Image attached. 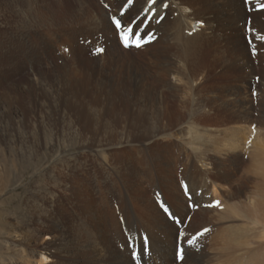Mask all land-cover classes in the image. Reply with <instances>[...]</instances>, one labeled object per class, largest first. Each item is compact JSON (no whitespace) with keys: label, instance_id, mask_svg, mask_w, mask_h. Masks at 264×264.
<instances>
[{"label":"rangeland","instance_id":"rangeland-1","mask_svg":"<svg viewBox=\"0 0 264 264\" xmlns=\"http://www.w3.org/2000/svg\"><path fill=\"white\" fill-rule=\"evenodd\" d=\"M32 1L33 0H31V2L30 0H0V66L3 68L0 69L2 71V74H0V104L5 105V109L8 107V109L11 110V113H7L10 118L6 117L0 122V264H33L35 259L38 258V253L29 248L23 253H26L28 255L27 258L32 261L30 263L25 262L22 257L21 247L27 246V241H24V244L21 245L17 238L19 233L21 234L24 231L32 230L36 227L33 221L34 217L28 213V211L30 210L33 212L34 207L38 205L39 202L43 199H49L50 191L54 190L58 193V190L53 189L54 185L50 183V177L54 172L60 171L66 173L67 162H69L74 155L82 154L84 151L73 149V147L80 145L81 138H79L75 132H72V130L70 131L67 125L69 122L67 118L69 116H67L66 111L64 116L63 114L62 116L57 114L52 118H43V111L39 108L49 101L48 96L51 90L53 91V95L58 96L60 101L66 103L68 98H75L72 97L75 90L67 91L66 86H63V77L61 76L63 71L58 72L56 70L57 67H60V65H68L69 68H75L76 66H80L81 68L82 66L85 67L84 69H86V72L84 73L82 70V73H77L76 79L80 88L78 89V93H80V97L84 98L86 101L92 100L93 102L97 96L98 85L96 81L101 83L102 80H104L103 82H107L114 78V82L118 84L113 94L109 97L110 99L112 98L111 102L113 105L112 108L109 109L106 119H104V121L108 123H103V129L101 130L100 128V130L102 134L107 135V130L105 131L104 127L109 126L112 130L118 132L117 140H119L120 136L124 135L127 124L133 122V119H137L138 116L142 124L144 123V125H146V120H144L146 115L148 113H153L155 107H158V104L155 105V107L154 104L156 102L155 95L158 94L159 90L165 95L166 99L168 98L167 100L170 106H168L167 109L169 111L172 112V110H175L177 107L174 105L178 106L179 103V101L173 102L172 95H169L171 93L162 86L163 83L152 78L149 73H145L144 75L151 81L152 87L157 90L149 94H147V91H143V87L135 88L132 86L129 79L125 78L127 77L126 75L112 78L110 75H95V70L94 73H90L94 66L92 65L93 63L90 64V62L87 61H93L94 58L97 57L95 54L96 47L91 40L93 29H91L92 27L83 29L82 23L79 24L81 21L75 20L74 17H80L81 12L84 14V11L88 10L89 12L98 14L105 8L107 10V15L109 14V18L112 20L113 26L116 28L114 29L116 30V34L118 33L115 35L116 42L118 37L120 41L119 45L122 46L123 44L119 34L123 30L116 26L115 19H117L118 16L117 18L114 16L113 8L115 11H117V9L111 6V4L106 3L109 0H78V2L77 0ZM218 2L222 4L221 7H216L212 11V25L209 36L208 38L205 37L201 42V44H206L200 53L203 58H201V60L200 58L195 59L196 63L204 65V68L209 69V73H199L197 76L195 75L197 78L194 81L198 87V96H200L197 97L201 99L202 103L203 100H205L208 105L207 107H213L214 110L209 113L206 111L200 115L197 113V116L194 114L190 115L191 113L187 114L182 124L175 129L173 137L169 139V145H165V148L162 149L163 153H167L171 156L170 159H172V161L174 160L177 166L176 173H172L176 187H165L158 176L156 178V185L158 188L151 187L148 183L150 188L146 189L145 192V197L149 199L146 203L144 202L146 204L145 206L148 205L147 209L153 213L159 212L164 214L169 222L173 223L174 231L170 230L168 227L162 230L157 229V232H155L157 235L150 236L149 233L143 232V235L142 232L135 230L134 239L137 240V250L144 251L145 248L148 261L154 260L155 264H186L183 260L182 262H177L175 250L179 242L184 248L187 245L190 247L187 242L188 237L189 239L192 238L191 236L197 235V232L203 233V240L201 243L203 247L201 251L204 250L205 254V261L203 264H237L248 252L246 249H242L238 252H232L226 257H222L228 252L229 247V245L227 246L225 244V237L233 235L234 238L239 232L247 230L248 228L251 229L248 220L244 218L240 219L231 211L227 210L228 202L236 200H229L227 202L226 195L236 197L238 192L242 195H249L254 191L256 184L261 181L259 176L255 174L254 167L251 168L250 166L252 158L249 156H252L253 152L255 153V151L251 150L253 149L251 147L255 144V135L253 133L255 132L256 134V131H254V128L259 130L260 127H263L259 132L261 133V137L264 136V124L261 123L264 122V10L261 11L262 13L258 12L255 9L254 3L247 4L243 0V3L247 4V6L250 5L251 8L254 5L250 11L247 6L245 7L249 12L248 16H244V18L241 13V11H243L242 8L232 6L227 0H220ZM261 4L264 3L261 2ZM35 6L36 8H34ZM29 12L30 14H35L34 16L36 17H34V19L32 18L33 20L26 18V16L29 15L25 13ZM238 13L240 17L237 15ZM253 14H256V17L253 16ZM247 19H251V24H253L252 29L256 28L262 33L261 37L257 35L255 38L256 33L253 32L251 44L247 43L249 39L245 37V24ZM257 21L259 23H257ZM87 25H89V23ZM141 43L143 42L141 41ZM108 44L110 45V42ZM109 45H105L107 53L113 50ZM6 51H8V55L5 54ZM129 51L130 55H136L134 50ZM219 51H224L227 54L225 67L220 60V56H218ZM71 53H73V57L72 55L70 56ZM142 56L135 58L139 59L140 62H144ZM7 63L8 65H6ZM42 71H46L45 74L43 73V76L36 77V73ZM29 75L31 77H28ZM256 76L259 77V81H254ZM34 78L35 80L33 81L32 79ZM38 78H40V80ZM59 86L61 88H59ZM224 89L228 94L225 101L220 99V91ZM69 92L72 94H67ZM57 93L60 95H57ZM181 102H183V100H181ZM242 103L245 107L243 110L246 111V113L243 111L245 117L241 118L237 116L236 112L239 111ZM7 105L11 106V108ZM251 105H253V108L249 112L252 113L253 120L246 110V108ZM28 109H30V111ZM233 109L236 111H233ZM61 113H64V111ZM83 116L86 118V111H83ZM259 116H263V118H258ZM22 118L27 119V128L22 131L23 133L19 135L16 134L13 129L14 132L10 129L8 130L7 124L18 122ZM245 118L247 119L246 121ZM222 119L223 122L221 121ZM196 122L200 124L197 126L199 132L205 135L215 134L216 129L223 130L225 128L229 130V132H233L237 129V126L241 127V142L238 151H236L237 153L230 152L225 155L223 153L221 154L223 156L213 155L214 157L210 160L211 162L209 165L204 166V163L199 161L200 154L194 151L192 152V149L194 147L196 148L197 145L193 144L194 147H189L187 144L190 138H192V135L196 133V131L191 129ZM249 124H251L252 131H250V127L248 129ZM99 126H101V124ZM202 128H205V130ZM3 130H8L9 132L4 135L2 133L4 132ZM209 130L211 132H209ZM175 134H180V136L178 137ZM247 134H252V136H247ZM218 136L217 139H222L224 134ZM246 136L247 138L250 136V138L246 139ZM162 141L163 140H160V142ZM203 144H205V142ZM124 146L123 144L110 146L104 153L109 156V154L119 151L124 152L127 149V146ZM199 148V152H204V146L199 144ZM85 152L91 154L92 150ZM83 154L85 153L83 152ZM92 158V161L89 160L86 163L89 171L96 169L101 173L104 172L100 168L106 165V163H102L101 160L93 156ZM178 159L181 161L178 162ZM142 161L145 163V160ZM183 162L184 164L194 163L198 169L210 170L211 183L213 186L219 188L218 194L221 193L222 195L215 196L214 193L212 194V192H210L207 198L208 201H205L206 203H202V200H200V206L198 208L192 207L191 205L197 203H193L192 201V191L190 188V183L192 182L190 179L191 173H186L188 177L182 172L181 168L184 166H181V163ZM174 163L173 167H175ZM188 169L191 170V168ZM217 173L222 176H219ZM184 184L188 185L191 200H188V197L185 195L183 188ZM58 195L60 196V192ZM30 200L32 201L31 203ZM216 200L221 202L220 207L208 208L204 206ZM190 201L191 203H189ZM32 204L35 205L32 207ZM49 207L54 208L52 204ZM165 208H167V211H165ZM201 211H207L206 214L204 213L205 217H202L203 222L197 215ZM29 214L31 216H29ZM174 217L176 218L174 219ZM137 220L140 221L139 218H137ZM189 226L198 228L194 227V231H192ZM188 227L191 230H189ZM195 229L198 230L195 232ZM204 229H209V231L204 232ZM31 233L35 236V239L32 240L30 244L31 246H34L36 242L46 239L47 236L44 231L37 229H35V233ZM141 235L145 241L142 240ZM154 237H157L159 241H156ZM172 237L176 239V245L173 246L175 248L169 251L168 254H163L160 249L164 248V246H168V243L173 239ZM117 244L118 243L115 244V247L122 252L123 247L120 244L116 246ZM153 244L158 246L154 250L151 249V247L154 246ZM221 246L222 250L220 249ZM194 249L196 248H193V250ZM135 250L136 249L133 251ZM186 252L185 248L184 253ZM228 256H230L229 259ZM144 258L146 259V255ZM161 258L164 259L165 262H162Z\"/></svg>","mask_w":264,"mask_h":264},{"label":"bare ground","instance_id":"bare-ground-1","mask_svg":"<svg viewBox=\"0 0 264 264\" xmlns=\"http://www.w3.org/2000/svg\"><path fill=\"white\" fill-rule=\"evenodd\" d=\"M218 1L220 0H163L164 3L169 5L167 9L163 7V4L159 3V0H157L156 5H153L150 0H109L106 2L116 7L117 11L113 8V14L116 18L118 16L117 19L122 18L124 28L122 27L121 30L129 36L130 41L141 38L142 34L149 30L151 33L155 34L156 39L150 44H144L142 48H125L123 45L120 46L118 37L116 42L115 35L118 33L116 34V30H114L116 28L113 26L112 20L109 18V14L107 15V10L105 8L98 14L89 12L88 10L84 11V14L81 12L80 17H74L75 20L81 21H79V24L82 23L83 29L92 27V37L91 35L90 37L96 47L95 54L97 48L103 47L105 50L102 54H96L97 57H95L93 61H87L90 62V64L93 63L92 65L94 66L91 72L89 71L90 73H94L95 70V75H110L112 78L126 75L127 77L125 78L129 79L132 86L135 88L143 87V91H147V94L157 91L152 87L151 81L144 75L145 73H149L152 78L163 83L162 86L171 93L169 95H172L173 102L179 101L178 106L174 105L178 109L176 108L177 111L176 109L172 110V112L169 111L167 109V107L170 106L167 100L168 98L166 99L165 95L158 89L159 92L155 95L156 102L154 104V107L157 104L158 107H155L153 113H148L146 115L144 119L146 120V125H144V123L142 124V121L138 119L139 116L137 119H133V122H129V120L127 128L125 127L126 131L124 135L120 136L119 134L120 137L119 140H117L118 132L112 130L109 126L104 127L105 131L107 130V135L101 133L103 123H108L105 122L104 119H106V115H108L109 109L112 108L113 105L111 102L112 98L110 99L109 97L113 94L118 84L114 82V78L107 82H103L104 80H102L101 83L96 81L98 85V94L93 102L92 100L86 101L84 98L80 97V93H78V89L80 88L76 79L77 73H82V70L84 73L86 72V69H84L85 67L82 66L81 68L80 66H76L75 68H69L68 65H60V67H57L56 70L58 72L63 71V74H61L63 77H61L63 79V86H66L67 91L75 90L74 93H76L72 94L69 92L67 94H72V97L75 98H68L66 103L60 101L58 96L53 95V91L51 90L48 96L49 101H47V103L45 102L46 104L43 106L39 105V108L43 111V118H52L57 114L60 116L63 114L64 116L66 111L67 116H69V119L67 118V120H69L67 125L70 131L72 130V132H75L79 138H81L80 145L73 147V149L84 150L83 152L85 154L82 152V154L74 155V157L67 162L66 173L58 171L52 174L50 183L54 185L53 189L58 190V193L60 192V196L56 191H50L49 199H43L39 202L38 205L34 207L33 212L30 210L28 211V213L34 217L33 221L36 227L32 230L24 231L21 234L19 233V235L15 234L18 235L17 238L21 245L24 244V241H27V246L21 247L22 257L25 262L30 263L32 261L27 258L28 255L26 253H23L31 248L32 251L38 253V258L35 259L33 264H136L132 255L133 250H137V240L134 239L135 230L142 232V234L143 232L149 233L150 236H156L157 233L155 232H157V229L162 230L168 227L170 230L174 231L173 223H170L164 214L159 212L153 213L147 209L148 205L145 206V203L149 199L145 197V192L146 189L150 188V185L151 187L158 188L156 185V178L158 176L165 187H176L172 173H176L177 166L174 160L172 161V159H170L171 156L167 153H163L162 149L165 148V145H169V139L173 137L175 129L182 124L187 114L191 113L190 115H196L199 113L200 115L206 111L209 113L214 110L213 107H207L208 105L203 98V103L201 99L198 98L200 97L198 96V87L194 81L197 78L195 75L197 76L199 73H209V69L204 68V65L196 63L195 59L200 58L201 60V58H203L200 53L206 44L202 43V45L201 42L205 37L208 38L209 36L212 25V11L216 7H221L222 4ZM227 2L234 7L242 8L243 11H241V13L243 17L248 16L249 11L245 8L247 4L243 3V0H227ZM34 8H36V6ZM25 14L29 15L30 17L26 16V18L31 20L36 17L34 13L30 14L29 12ZM154 14L163 16L164 20L157 22L153 18ZM237 15L240 17L239 13ZM255 15L253 14V16ZM87 22L89 25H87ZM257 23L259 22L257 21ZM141 41L143 42V39H141ZM109 42L110 45L108 44ZM105 45L111 46L113 50L107 53ZM129 50H134L136 55H130ZM5 54L8 55V51H6ZM71 55L73 57V53H71L70 56ZM141 56L144 58V62H140L139 59L135 58ZM218 56H220V60L225 67L227 54L224 51H219ZM6 65H8V63ZM0 69H3L2 66H0ZM45 72L46 71L35 72L36 77L41 76L43 73L45 74ZM0 74H2L1 70ZM28 77L31 76L29 75ZM38 79L40 80V78ZM32 80L34 81L35 78ZM59 88L61 87L59 86ZM220 92V99L225 101L228 95L227 91L224 89ZM57 95L60 94L57 93ZM181 100H183V102H181ZM4 107L5 105L0 104V122H2L4 118L9 117L8 114L11 113L8 107L7 109ZM9 108H11V106H9ZM243 108L245 109L242 103L239 111L236 112L237 116L241 118L245 117L246 113ZM252 108L253 105L247 107L246 110L249 112ZM28 110L30 111V109ZM62 111H64V113H61ZM83 111H86V118L83 116ZM233 111L236 110L233 109ZM248 114L251 115V119L253 120L252 113L249 112ZM26 118L19 119L20 121L18 122L7 124L8 130L13 129L16 134L20 135L23 133L22 131L27 128ZM258 118H263V116H259ZM246 120L245 118V121ZM221 121L223 122V119ZM261 123L264 124V122ZM100 124L101 126H99ZM199 125L200 124L196 122L194 126L191 127L196 133L192 135V138H190L187 144L189 147H194L193 144L197 145L196 148L194 147L191 149L192 152L194 151L200 154L199 161L204 163V166L209 165L211 162L210 160L214 157L213 155H221L223 153L225 155L230 152L237 153L236 151H238L241 142V127L237 126V129L233 132H229V130L225 128L223 130L216 129V135H205L199 132L197 127ZM250 125L251 124H249L248 129L250 127V131H252ZM203 126L206 127L205 125ZM262 128L260 127L259 130ZM8 130H3L4 132H1L5 135L9 132ZM203 130H205V128ZM259 130L254 128V131H256V134H254L255 144L251 147L253 148L251 150L255 151V153L253 152L252 156H249L252 158V162L250 161L251 165H249L251 168L254 167L255 174L259 176L261 181L256 184L254 191L249 195H242L240 192L237 193L236 197L226 195L227 202L229 200H236L228 202L227 210L231 211L240 219L244 218L248 220V223L251 225V229L248 228L247 230L239 232L234 238L233 235L224 238L225 244L227 246L229 245V247L228 252L222 257H226L228 254L238 252L242 249L248 251L237 264H264V136L261 137ZM209 132L211 131L209 130ZM223 134L224 137L222 139H217L219 137L218 135ZM248 135L252 136V134H247V136ZM176 136L179 137L180 134ZM247 136L246 139H249L250 136L249 138H247ZM160 140L163 141L160 142ZM204 142L205 144H203ZM120 144L125 145L124 147L127 146L124 152L119 151L109 154V156L104 153L110 146ZM199 144L204 146V152L198 151L200 150ZM88 150H92L91 154L85 152ZM92 156L101 160L102 163H106V165L100 168L104 172L101 173L96 169L89 171L86 163L89 160L92 161ZM142 160H145V163ZM179 161L181 160L178 159V162ZM173 163L175 167H173ZM181 166H184L181 168L182 172L185 174L191 173L190 179L192 182L190 183V188L192 191L193 203L200 204V200H202V203H206L205 201H208L207 198L210 192H212V194L214 193L215 196L222 195L221 193L218 194L219 188L213 186L211 183L210 170L198 169L194 163L184 164L183 162ZM178 168L180 169L179 166ZM188 168H191V170ZM31 202L30 200V203ZM189 203H191V201ZM51 204L54 208L49 207ZM34 205L35 204H32V207ZM204 213L206 214L207 211H201L197 214L202 222V217H205ZM30 214L29 216H31ZM137 218H139L141 222L138 221ZM20 223L22 224L21 221ZM194 227L195 226L190 227L192 231H194ZM190 228L189 230H191ZM35 229L44 231L47 236L46 239L36 242L34 246H31L32 240L35 239V236L31 232L35 233ZM197 230L195 229V232ZM196 236L197 235H192L191 237ZM202 236L203 235L197 238L195 246H185L187 252L185 253L183 261L186 264H203L205 261L204 250L201 251L203 249L201 244L203 240ZM141 238L144 240L143 236ZM154 238H156V241H159L157 237ZM175 242L176 239L174 237L172 241L168 243V246H164V248L160 247L161 252H163V254H168L169 251L175 248L173 247L176 245ZM116 243L123 247L122 252L115 247ZM118 244L116 246H118ZM157 247L158 246L154 245L151 249L154 250ZM193 248L196 249L193 250ZM220 249L222 250V246ZM176 251L177 248L175 250V255ZM146 252L145 248L144 251H138L140 254L139 261L144 264H155L154 260L148 261ZM145 255L146 259L144 258ZM230 256H228V259ZM161 261L165 262L162 258Z\"/></svg>","mask_w":264,"mask_h":264},{"label":"snow or ice","instance_id":"snow-or-ice-1","mask_svg":"<svg viewBox=\"0 0 264 264\" xmlns=\"http://www.w3.org/2000/svg\"><path fill=\"white\" fill-rule=\"evenodd\" d=\"M150 2L153 5H156L157 4V0H150ZM159 3L163 4V7L165 9H167L169 7V5L167 3H164L163 0H159ZM261 8H264V4L261 5ZM150 11H151V9H150ZM153 18L157 22H161V21L164 20V17L163 16H160V15H157V14H154ZM115 23H116V26L118 28H122L123 27L122 18L115 19ZM141 23H142V21H141ZM189 34H191V33H189ZM119 35H120V39L122 41L123 47H125V48H132V47L142 48L144 46V44H150V43H152L156 39L155 34L154 33H151L150 30L144 32L142 34V37L141 38H137V40H136V42L134 44L130 43L129 36L127 34H125L124 32H121ZM133 35H134V33H133ZM141 39H143V43H141ZM104 51L105 50H104L103 47L97 48L96 49V54H102ZM183 188H184L185 195L188 197L189 200H191V194L188 191V185L187 184H184L183 185ZM191 206L198 208L200 205L197 203V204H193ZM204 206L205 207H208V208H211V207H220L221 206V202L219 200H216L213 203L206 204ZM165 211H167V208H165ZM175 218L176 217H174V219ZM208 231H209V229H204V232H208ZM201 235H203V233H198L196 237H192L191 239H188V241H187L188 244L191 245V246H195V243H196L197 238L199 236H201ZM132 255L138 257L140 254L134 251L132 253ZM180 258L181 259L184 258V250H183V248L180 249Z\"/></svg>","mask_w":264,"mask_h":264}]
</instances>
